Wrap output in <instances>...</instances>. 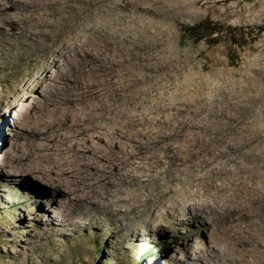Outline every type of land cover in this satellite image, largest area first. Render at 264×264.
Instances as JSON below:
<instances>
[{
	"label": "bare ground",
	"instance_id": "6f19581e",
	"mask_svg": "<svg viewBox=\"0 0 264 264\" xmlns=\"http://www.w3.org/2000/svg\"><path fill=\"white\" fill-rule=\"evenodd\" d=\"M130 4L0 0V58L55 68L26 87L39 96L14 113L20 145L1 176L52 187L67 225L136 235L140 220L168 231L181 219L220 245L197 251V264H264V125L198 123L189 105L147 97L164 66L119 28Z\"/></svg>",
	"mask_w": 264,
	"mask_h": 264
},
{
	"label": "rangeland",
	"instance_id": "374dc122",
	"mask_svg": "<svg viewBox=\"0 0 264 264\" xmlns=\"http://www.w3.org/2000/svg\"><path fill=\"white\" fill-rule=\"evenodd\" d=\"M135 1L120 13L119 28L142 39L147 58L164 66L147 85V97L189 105L203 113L198 123L264 125V0H144L143 10ZM40 67L55 70L50 59L0 58V160L19 144L14 113L39 96L38 90L27 97L26 87L41 76ZM3 175L0 264H197L201 249L219 254L210 232L181 219L168 231L140 220L136 235H114L86 219L67 225L59 212L65 200L54 197L52 187L24 175L8 183L10 175Z\"/></svg>",
	"mask_w": 264,
	"mask_h": 264
}]
</instances>
